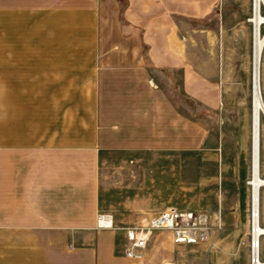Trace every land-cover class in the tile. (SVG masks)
I'll return each mask as SVG.
<instances>
[{"label":"crops","instance_id":"crops-1","mask_svg":"<svg viewBox=\"0 0 264 264\" xmlns=\"http://www.w3.org/2000/svg\"><path fill=\"white\" fill-rule=\"evenodd\" d=\"M98 1L0 0V264H103L119 226L174 206L160 195L161 161L175 166L183 149L208 139L173 97L178 80L179 92L208 105L214 61L175 56L173 25L210 13L215 0H125V23L145 55L95 56L86 51L93 43L22 38L23 16L87 13ZM101 212L112 227L98 226Z\"/></svg>","mask_w":264,"mask_h":264},{"label":"rangeland","instance_id":"rangeland-1","mask_svg":"<svg viewBox=\"0 0 264 264\" xmlns=\"http://www.w3.org/2000/svg\"><path fill=\"white\" fill-rule=\"evenodd\" d=\"M98 3L87 13L53 7L39 10L31 17L23 16L22 38L31 36L39 46L47 42L52 46L93 43L97 48L87 45L86 51L95 56L126 55L128 51L133 55H145L143 47L135 48L139 44L138 37L125 23L126 1L99 0ZM251 12L252 0H215L210 13L201 18L183 15L182 22L177 18L173 25L175 56L181 57L183 52V56L188 57L197 52L199 57L213 58L214 95L211 102L204 105L184 95L183 91L180 93L178 90L182 88L176 81L173 98L177 108L183 115L198 118L199 126L203 127L199 133L205 137L207 130L208 139L202 140L197 147L183 149L181 160L175 166L170 167L168 160L161 161L160 195L168 205L207 212L213 221L221 224L220 233L211 243L178 245L172 242L168 231H156L141 256L127 258L121 236V227L127 225H121L111 247L112 258H103V264H248L252 69V24L248 18ZM169 32L166 30L165 34ZM128 41H133L134 46H127ZM261 83L264 95L263 71ZM31 99L43 105L52 101L54 106L67 100L61 97ZM262 128L260 153L261 175L264 176V119ZM261 192V222L264 224V188ZM122 197L125 193L110 197V200ZM262 252L264 254V242Z\"/></svg>","mask_w":264,"mask_h":264},{"label":"built area","instance_id":"built-area-1","mask_svg":"<svg viewBox=\"0 0 264 264\" xmlns=\"http://www.w3.org/2000/svg\"><path fill=\"white\" fill-rule=\"evenodd\" d=\"M252 217L253 212L250 210L247 237L248 264H264L262 252L264 234L254 233ZM108 219H110L109 223H107ZM97 223L103 228L111 227V216L100 213L97 216ZM259 223L262 224L260 221ZM164 230L170 233L172 242L178 245L211 243L220 233L221 224L213 221L205 211L168 206L151 217L141 218L135 224L121 227L124 255L127 258L141 256L148 248L154 232Z\"/></svg>","mask_w":264,"mask_h":264},{"label":"bare ground","instance_id":"bare-ground-1","mask_svg":"<svg viewBox=\"0 0 264 264\" xmlns=\"http://www.w3.org/2000/svg\"><path fill=\"white\" fill-rule=\"evenodd\" d=\"M264 0H252V12L248 20L252 24V69H251V112L250 140L251 167L247 183L251 188V210L254 233L264 234L261 222V194L264 176L261 175V134L264 119V95L261 86V64L264 56Z\"/></svg>","mask_w":264,"mask_h":264}]
</instances>
